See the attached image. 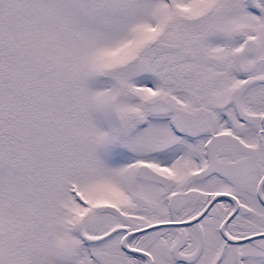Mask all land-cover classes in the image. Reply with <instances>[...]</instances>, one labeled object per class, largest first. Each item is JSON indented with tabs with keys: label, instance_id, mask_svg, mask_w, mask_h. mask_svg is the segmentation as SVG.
<instances>
[{
	"label": "rangeland",
	"instance_id": "1",
	"mask_svg": "<svg viewBox=\"0 0 264 264\" xmlns=\"http://www.w3.org/2000/svg\"><path fill=\"white\" fill-rule=\"evenodd\" d=\"M247 2L0 0V264L82 263L113 193L100 155L142 142L130 122L160 93L146 85L157 59L175 71L180 53L256 31ZM154 40L175 48L153 54ZM253 252L248 264H264Z\"/></svg>",
	"mask_w": 264,
	"mask_h": 264
},
{
	"label": "flooded vegetation",
	"instance_id": "2",
	"mask_svg": "<svg viewBox=\"0 0 264 264\" xmlns=\"http://www.w3.org/2000/svg\"><path fill=\"white\" fill-rule=\"evenodd\" d=\"M246 1L256 31L180 53L175 71L157 59L146 85L160 93L130 122L142 142L100 155L113 193L98 198L81 264H248L264 250V0Z\"/></svg>",
	"mask_w": 264,
	"mask_h": 264
}]
</instances>
